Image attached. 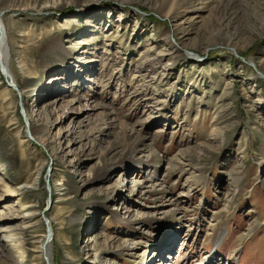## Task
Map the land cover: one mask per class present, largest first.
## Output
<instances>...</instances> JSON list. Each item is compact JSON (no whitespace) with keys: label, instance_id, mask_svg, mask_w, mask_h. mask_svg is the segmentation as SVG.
<instances>
[{"label":"rangeland","instance_id":"1","mask_svg":"<svg viewBox=\"0 0 264 264\" xmlns=\"http://www.w3.org/2000/svg\"><path fill=\"white\" fill-rule=\"evenodd\" d=\"M0 11V264H264V0Z\"/></svg>","mask_w":264,"mask_h":264},{"label":"bare ground","instance_id":"2","mask_svg":"<svg viewBox=\"0 0 264 264\" xmlns=\"http://www.w3.org/2000/svg\"><path fill=\"white\" fill-rule=\"evenodd\" d=\"M2 11H4V10H2ZM0 14H1V11H0ZM177 14L179 15L180 13H176V15ZM2 29L3 28H2L1 21H0V69H2L3 72L6 73V63L8 61L7 60L8 59V55L11 53V50L8 48V42H7L8 39H7L6 33ZM168 51L165 52V53H163V54H158V55H156L154 57H145L142 60L140 66H139V70H141V69H145L146 71L154 70L157 67V65L162 62V60H163L164 57L170 56V55H177L178 53H180L181 50L179 48V45L176 44V43H174V44H171V46L169 47ZM4 78L6 80H8L7 81V84L8 85H10L9 82H11V85L13 87H15L16 90H18L19 92H22L21 89L18 86L14 85V83L12 81V78H11V75H10L9 72L6 73V75L4 76ZM12 86H10V87H12ZM42 132H44V130H39L35 126L34 127L31 126V129H29L28 135H30V137L35 142H37V144H40L41 146L44 147L45 141L42 140V135H41ZM123 136H124V134H123ZM110 151H111L110 152V155L115 154L114 153L115 152V149L114 150L111 149ZM29 228L30 227H27L26 226V227L22 228L21 232H24V231H26ZM42 250L45 251V252H47V247L46 246L45 247H42Z\"/></svg>","mask_w":264,"mask_h":264},{"label":"water","instance_id":"3","mask_svg":"<svg viewBox=\"0 0 264 264\" xmlns=\"http://www.w3.org/2000/svg\"><path fill=\"white\" fill-rule=\"evenodd\" d=\"M45 261H46V264H48V259H47V257L45 256Z\"/></svg>","mask_w":264,"mask_h":264}]
</instances>
